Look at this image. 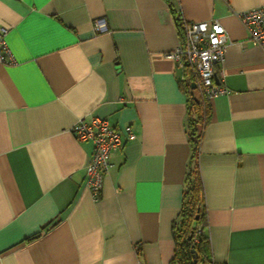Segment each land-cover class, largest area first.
Masks as SVG:
<instances>
[{
  "label": "crops",
  "instance_id": "crops-1",
  "mask_svg": "<svg viewBox=\"0 0 264 264\" xmlns=\"http://www.w3.org/2000/svg\"><path fill=\"white\" fill-rule=\"evenodd\" d=\"M262 5L0 0L13 58L0 63V264H171L190 156L175 16L216 19L228 38L198 154L212 264H264V46L237 16ZM90 116L136 135L110 153L98 198L93 144L71 132Z\"/></svg>",
  "mask_w": 264,
  "mask_h": 264
},
{
  "label": "built area",
  "instance_id": "built-area-1",
  "mask_svg": "<svg viewBox=\"0 0 264 264\" xmlns=\"http://www.w3.org/2000/svg\"><path fill=\"white\" fill-rule=\"evenodd\" d=\"M237 16L246 28L248 37L264 46V5L240 11ZM94 28L97 32L107 31L105 18L95 19ZM6 34L7 28L0 26V63L13 62ZM227 42L225 28L216 19L183 21L180 42L170 54L181 70L188 68L196 80V86L208 99L224 91L215 84L214 76L215 66L223 60ZM71 132L77 139L93 144L90 160L85 167V185L94 198H98L104 176L111 167L110 153L126 141L134 140L136 135L131 126H127L122 134L110 125L108 119L99 116H90L87 120L79 118L72 125Z\"/></svg>",
  "mask_w": 264,
  "mask_h": 264
},
{
  "label": "trees",
  "instance_id": "trees-1",
  "mask_svg": "<svg viewBox=\"0 0 264 264\" xmlns=\"http://www.w3.org/2000/svg\"><path fill=\"white\" fill-rule=\"evenodd\" d=\"M181 35L183 21L175 16ZM187 92V134L190 156L187 165L181 208L173 223L174 253L171 264H212L209 237L206 233V207L199 173L198 154L202 131L210 119L208 98L196 86L188 68L180 80ZM193 249V251H192Z\"/></svg>",
  "mask_w": 264,
  "mask_h": 264
},
{
  "label": "water",
  "instance_id": "water-1",
  "mask_svg": "<svg viewBox=\"0 0 264 264\" xmlns=\"http://www.w3.org/2000/svg\"><path fill=\"white\" fill-rule=\"evenodd\" d=\"M214 79H215V81L217 82V77H216V75L214 76ZM191 86H192V88H195V87H196V83H192ZM192 251H193V249H192Z\"/></svg>",
  "mask_w": 264,
  "mask_h": 264
}]
</instances>
